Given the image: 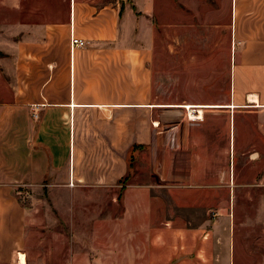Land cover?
I'll return each instance as SVG.
<instances>
[{"label": "crops", "instance_id": "1", "mask_svg": "<svg viewBox=\"0 0 264 264\" xmlns=\"http://www.w3.org/2000/svg\"><path fill=\"white\" fill-rule=\"evenodd\" d=\"M159 30L212 33L224 65L163 69ZM21 35L0 101V264H29L20 189L69 228L61 264H264V0H68L65 21ZM141 150L146 183L129 178Z\"/></svg>", "mask_w": 264, "mask_h": 264}, {"label": "rangeland", "instance_id": "2", "mask_svg": "<svg viewBox=\"0 0 264 264\" xmlns=\"http://www.w3.org/2000/svg\"><path fill=\"white\" fill-rule=\"evenodd\" d=\"M68 9V0H0V101L5 97L8 91L12 90L13 82L7 78L6 59L10 58L11 41L22 40L21 30H44L47 24L61 23L66 20ZM194 25L197 19L191 20ZM161 25V22H156ZM164 23V22H163ZM164 25V24H163ZM158 54H160L161 66L165 69V61L174 59L176 62L189 61L193 58L209 59L214 54L222 58V66L225 61V46L223 43L222 50L216 51L214 48V39L212 33L204 30H159L158 34ZM174 44L175 50L172 51L171 45ZM11 45V44H10ZM182 70V67H179ZM222 67V71H223ZM206 69V85H210L208 80H212L213 69ZM216 69V74H217ZM186 81L189 78L197 80V69H191L186 73ZM224 75V72H223ZM201 79H203L201 77ZM192 84V83H191ZM190 84V85H191ZM213 83H211L212 85ZM147 151L141 150L140 158L131 161L129 165V178L135 171L140 174L136 182L146 183L147 171ZM128 179V178H127ZM22 192L17 197L21 204L28 209L33 208V217L29 220L30 236L28 249L31 253L29 264H61L66 249H69V243L62 239L61 242H55L56 235L68 236L69 228L60 226L54 217L49 199L45 195H35L30 189H20ZM115 213H119V207H115ZM181 214V213H179ZM255 252H251V254ZM247 264H260L261 260L256 257H250L246 260ZM15 264V263H14ZM17 264V263H16Z\"/></svg>", "mask_w": 264, "mask_h": 264}, {"label": "built area", "instance_id": "3", "mask_svg": "<svg viewBox=\"0 0 264 264\" xmlns=\"http://www.w3.org/2000/svg\"><path fill=\"white\" fill-rule=\"evenodd\" d=\"M70 50L73 51L75 48H84L86 46V43L83 40L77 39L73 36L70 37Z\"/></svg>", "mask_w": 264, "mask_h": 264}, {"label": "bare ground", "instance_id": "4", "mask_svg": "<svg viewBox=\"0 0 264 264\" xmlns=\"http://www.w3.org/2000/svg\"><path fill=\"white\" fill-rule=\"evenodd\" d=\"M248 100H253L251 98H249ZM18 264H26V261H25V256L23 254H19L18 255Z\"/></svg>", "mask_w": 264, "mask_h": 264}]
</instances>
